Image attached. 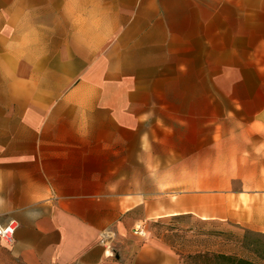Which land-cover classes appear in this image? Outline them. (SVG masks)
Returning a JSON list of instances; mask_svg holds the SVG:
<instances>
[{
    "label": "crops",
    "instance_id": "obj_1",
    "mask_svg": "<svg viewBox=\"0 0 264 264\" xmlns=\"http://www.w3.org/2000/svg\"><path fill=\"white\" fill-rule=\"evenodd\" d=\"M185 217L264 234V0H0L13 252L102 264L113 228L121 264H180L152 225Z\"/></svg>",
    "mask_w": 264,
    "mask_h": 264
},
{
    "label": "rangeland",
    "instance_id": "obj_2",
    "mask_svg": "<svg viewBox=\"0 0 264 264\" xmlns=\"http://www.w3.org/2000/svg\"><path fill=\"white\" fill-rule=\"evenodd\" d=\"M175 85L189 88L193 81L191 78L180 79ZM152 228L177 253L180 264H186L187 257L197 253L232 255L264 264V235L245 227L199 222L185 217L155 222ZM117 243L113 257L107 258L103 251L102 264H121ZM0 264H24L13 252L11 244H5L1 239Z\"/></svg>",
    "mask_w": 264,
    "mask_h": 264
},
{
    "label": "built area",
    "instance_id": "obj_3",
    "mask_svg": "<svg viewBox=\"0 0 264 264\" xmlns=\"http://www.w3.org/2000/svg\"><path fill=\"white\" fill-rule=\"evenodd\" d=\"M18 229V224L13 221H2L0 219V239L5 244H12L14 241L15 233ZM135 234L143 235L145 228L143 224H138L135 228ZM118 236L117 232L113 228H107L103 230L100 234V245L103 248L104 255L107 258H111L115 253V243L117 242Z\"/></svg>",
    "mask_w": 264,
    "mask_h": 264
},
{
    "label": "trees",
    "instance_id": "obj_4",
    "mask_svg": "<svg viewBox=\"0 0 264 264\" xmlns=\"http://www.w3.org/2000/svg\"><path fill=\"white\" fill-rule=\"evenodd\" d=\"M261 235H264L261 233ZM186 264H255L238 256L225 254L197 253L186 259Z\"/></svg>",
    "mask_w": 264,
    "mask_h": 264
}]
</instances>
